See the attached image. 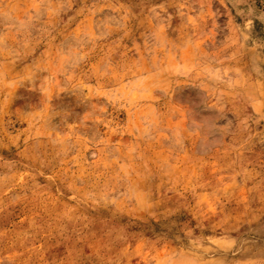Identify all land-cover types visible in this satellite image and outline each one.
<instances>
[{
	"label": "rangeland",
	"instance_id": "obj_1",
	"mask_svg": "<svg viewBox=\"0 0 264 264\" xmlns=\"http://www.w3.org/2000/svg\"><path fill=\"white\" fill-rule=\"evenodd\" d=\"M0 264H264V0H0Z\"/></svg>",
	"mask_w": 264,
	"mask_h": 264
}]
</instances>
